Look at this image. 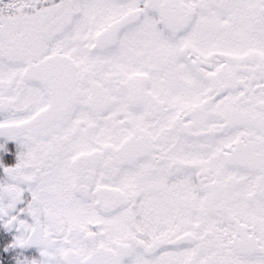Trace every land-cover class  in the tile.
I'll list each match as a JSON object with an SVG mask.
<instances>
[{"label": "snow or ice", "instance_id": "obj_1", "mask_svg": "<svg viewBox=\"0 0 264 264\" xmlns=\"http://www.w3.org/2000/svg\"><path fill=\"white\" fill-rule=\"evenodd\" d=\"M0 264H264V0H0Z\"/></svg>", "mask_w": 264, "mask_h": 264}, {"label": "flooded vegetation", "instance_id": "obj_2", "mask_svg": "<svg viewBox=\"0 0 264 264\" xmlns=\"http://www.w3.org/2000/svg\"><path fill=\"white\" fill-rule=\"evenodd\" d=\"M14 163H15V159L14 158L6 160V166H11ZM33 251H35V250L33 249Z\"/></svg>", "mask_w": 264, "mask_h": 264}]
</instances>
